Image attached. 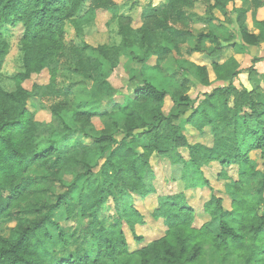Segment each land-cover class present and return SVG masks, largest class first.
I'll list each match as a JSON object with an SVG mask.
<instances>
[{"label":"trees","instance_id":"1","mask_svg":"<svg viewBox=\"0 0 264 264\" xmlns=\"http://www.w3.org/2000/svg\"><path fill=\"white\" fill-rule=\"evenodd\" d=\"M236 1L166 0L161 8H146L143 24L134 28L114 0H0V71L10 51L4 31L23 29L16 87L0 82V222L16 221L9 235L0 234V264H199L209 250L219 264H264V87L236 85L239 62L217 56L230 49L242 53L238 34L248 45L259 42L248 28V10L229 12ZM250 3L256 19L264 0ZM99 10L118 22L119 45L67 40L68 24L81 37ZM217 12L235 17L227 22ZM254 29L264 32V21L255 20ZM133 48L156 55L155 70L175 59L179 79L171 87L147 79L125 105L108 101L113 88L106 66L115 68ZM194 54L215 58V80L208 66L190 60ZM45 70L47 83L25 87ZM196 83L203 90L194 99L188 92ZM167 96L174 102L168 112ZM32 98L43 102L49 122L29 109ZM187 125L211 129L212 146L191 144ZM256 151L263 168L252 157ZM154 154L182 166L186 188L207 185L204 168L211 163L223 167L224 178L236 166L227 185L231 208L213 195L204 206L210 219L197 226L184 193L160 197L152 218L164 219V234L132 249L125 226L134 232L146 223L135 197L156 192ZM62 217L73 223L71 230Z\"/></svg>","mask_w":264,"mask_h":264},{"label":"rangeland","instance_id":"2","mask_svg":"<svg viewBox=\"0 0 264 264\" xmlns=\"http://www.w3.org/2000/svg\"><path fill=\"white\" fill-rule=\"evenodd\" d=\"M118 3L121 9L120 14L129 16L131 18L132 26L139 28L143 23L142 14L146 8L153 6L161 8L166 0H114ZM241 8L247 11V25L248 28L253 30L255 34L259 35V42L257 45H248L242 41L238 34L236 41L239 46L243 48L242 53L236 52L234 49L227 50L218 58L221 61L226 60L230 56H234L239 62L241 74L236 79V85L246 86L249 89H254L258 86L264 87V32L254 29L255 20L264 21V7L260 8L262 11L254 19L252 5L250 0H237L236 4L229 6V12L233 8ZM201 7L198 8L200 11ZM221 20L229 22L235 17L231 13L226 17L220 12L216 13ZM237 27L236 23H233ZM67 40L72 41L77 46L90 45L98 47L100 45L117 46L121 43V36L119 34V26L116 20H112V15L105 10H99L94 25L87 29L83 36L76 35L75 27L68 24ZM196 28H201L200 24H196ZM237 30V29H235ZM22 27L9 29L8 32L4 31L6 40L9 43V54L7 55L3 67L0 71V82L4 88L12 90L16 87L13 77L17 74L19 67L22 65V50L20 38L22 35ZM214 57L206 54H194L191 61L196 64L206 65L210 69V78L215 80V74L211 69V62ZM157 64V56L145 52L140 48H133L120 58L119 65L115 68L106 66L108 85L113 88L111 96L106 99L113 100L114 102L125 105L127 99L134 92L135 88L140 85L144 80H152L161 83L163 87L173 86L174 79H179L178 74H175V59H170L163 71L155 70L153 67ZM187 73H190L189 71ZM76 79H82L80 75H75ZM193 78V77H192ZM49 80V73L47 70L43 71L40 75L34 76L31 80H27L24 85L27 89L31 90L35 83L45 84ZM92 82V81H91ZM219 84V83H218ZM226 84V83H225ZM210 90L211 87L205 88ZM203 88L199 83L192 86L188 92L192 98L201 97ZM44 104L39 98H32L29 101L28 107L31 111L36 112V118L40 121L49 122L51 120L50 112L44 109ZM174 106L171 96H167L163 109L168 112ZM93 123L97 129L102 128L101 120L96 117ZM188 140L191 144L203 143L208 146L213 144V134L211 129L206 128L203 132H199L194 127L187 125L185 131ZM87 140V139H86ZM182 154L188 158L189 150L187 148L181 149ZM252 157L256 159L260 168L262 166V158L259 151L253 152ZM151 164L155 173L153 184L156 192L147 198L136 196L135 206L146 217V223L137 225L133 232L128 226H125L127 239L131 244L132 249L140 248L156 238L164 234L166 226L164 219L154 220L152 218L153 209L157 206L159 198L164 196L175 195L184 193L188 202L195 208L196 211V225L201 226L203 223L210 219V216L205 211V203L211 199L213 195L223 198L224 206L228 209L231 208L232 196L228 190V183L230 177H236L237 167H229L226 172L228 177L221 176L223 167L217 163H211L210 166L204 168V173L208 179V184L198 188H186L183 180V170L181 165L172 163V161L163 155L154 154L151 158ZM230 176V177H229ZM14 219H7L0 222V234L9 235L11 229L15 226ZM61 224L65 229L71 230L73 223L61 218ZM144 236L143 242H137L134 234ZM199 264H219V256L214 251H206L203 253L199 260Z\"/></svg>","mask_w":264,"mask_h":264},{"label":"crops","instance_id":"3","mask_svg":"<svg viewBox=\"0 0 264 264\" xmlns=\"http://www.w3.org/2000/svg\"><path fill=\"white\" fill-rule=\"evenodd\" d=\"M261 11H262V9H260V11L258 12V15L260 14Z\"/></svg>","mask_w":264,"mask_h":264}]
</instances>
